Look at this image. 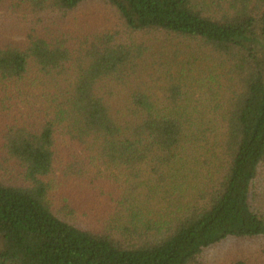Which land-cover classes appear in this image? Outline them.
Wrapping results in <instances>:
<instances>
[{
  "label": "trees",
  "instance_id": "1",
  "mask_svg": "<svg viewBox=\"0 0 264 264\" xmlns=\"http://www.w3.org/2000/svg\"><path fill=\"white\" fill-rule=\"evenodd\" d=\"M264 264V0H0V264Z\"/></svg>",
  "mask_w": 264,
  "mask_h": 264
},
{
  "label": "rangeland",
  "instance_id": "2",
  "mask_svg": "<svg viewBox=\"0 0 264 264\" xmlns=\"http://www.w3.org/2000/svg\"><path fill=\"white\" fill-rule=\"evenodd\" d=\"M230 252L228 244H224L222 246H218L207 251L209 264H220Z\"/></svg>",
  "mask_w": 264,
  "mask_h": 264
}]
</instances>
